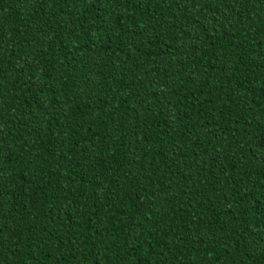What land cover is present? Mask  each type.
<instances>
[{
	"label": "trees",
	"instance_id": "obj_1",
	"mask_svg": "<svg viewBox=\"0 0 264 264\" xmlns=\"http://www.w3.org/2000/svg\"><path fill=\"white\" fill-rule=\"evenodd\" d=\"M0 264H264V0H0Z\"/></svg>",
	"mask_w": 264,
	"mask_h": 264
}]
</instances>
